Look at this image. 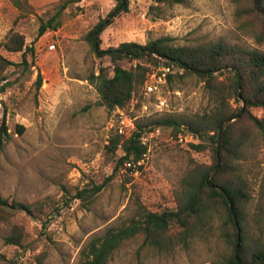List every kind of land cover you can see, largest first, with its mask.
Here are the masks:
<instances>
[{
	"label": "rangeland",
	"instance_id": "1",
	"mask_svg": "<svg viewBox=\"0 0 264 264\" xmlns=\"http://www.w3.org/2000/svg\"><path fill=\"white\" fill-rule=\"evenodd\" d=\"M57 1L26 0L24 5L22 0L20 8L14 0H0V55L17 63L7 69L8 85L0 93V123L5 121L9 133L0 150V196L42 202L45 212L62 205L46 226L43 219L26 213H7V221L0 220V264L14 260L17 264H82L81 249L91 238L128 222L142 209L175 208L185 179L195 169L213 164L211 148L194 149L191 144L200 139L184 127L159 126L144 134L147 152L133 171L124 166L114 170L121 151L111 153L106 145L119 124L118 109L100 105L90 81L91 74L109 66L110 60L94 55L86 33L116 1L81 0L65 11L56 30L39 35L40 22L54 13ZM128 1V11L100 34L101 48L125 41L145 44L167 36L174 46L222 41L264 52V17L255 10L253 0ZM11 32L20 34L25 45L33 48L34 65L31 54L25 64L21 52L3 49L2 42ZM134 63L118 61L126 68ZM219 77L227 81L226 74ZM157 96L145 93L141 85L119 110L136 126L138 121L168 117L181 121L209 114L216 105L205 82L176 70L161 87L160 96L167 104L162 110L155 105ZM229 105L235 108L242 102L231 99ZM250 111L262 121V128L247 117L231 120L235 135L245 133L248 140L234 162L236 171H225L223 178L232 180L237 174L246 182L251 195L246 226L253 237H259L261 228L264 236V108ZM16 125L25 127L21 134ZM91 181H107L91 204L86 207L73 200L63 205L67 195ZM11 224L23 231L22 246L5 242ZM179 230L173 227L170 233ZM227 252L222 218L214 214L186 244L159 250L142 246V236H136L124 241L107 264H214Z\"/></svg>",
	"mask_w": 264,
	"mask_h": 264
},
{
	"label": "trees",
	"instance_id": "2",
	"mask_svg": "<svg viewBox=\"0 0 264 264\" xmlns=\"http://www.w3.org/2000/svg\"><path fill=\"white\" fill-rule=\"evenodd\" d=\"M80 1L58 0L54 13L40 22L38 34L41 35L46 30H56L62 24L65 11ZM115 1L114 7L107 15L100 18L86 33V40L94 55L110 60L109 66H100L98 73L93 72L90 76V81L99 95V104L108 110L126 107L134 92L144 85L151 68L163 63L170 65L173 70L168 74V81L172 79L176 70L182 71V74L196 76L205 82L216 105L215 110L209 114L181 121L171 117L138 121L135 130L128 137L114 130L106 145L111 153L121 151L114 170L124 166L133 171L147 152V144L142 139L144 134L159 126L175 127L178 130L184 127L187 132L200 139L199 143L191 144L194 149L202 150L208 146L211 148L213 164L207 168L195 169L190 178L185 179L182 197L175 208L160 212L142 209L128 222L108 228L103 234L91 238L81 249L82 264H107L124 241L136 236H142V246L171 250L177 244H186L194 238L214 214L222 218V236L228 246L227 254L214 264H264L262 228L261 235L253 237L246 226L250 221L247 208L251 200L247 184L237 174L233 178L235 180L223 178L225 171L232 173L236 171L234 162L239 159L248 140L245 133L235 135L231 120L247 117L257 128H262V121L254 116L250 109L264 108V52L229 45L222 41L206 45L174 46L167 36L150 40L145 44L125 41L116 47L103 49L100 46V34L115 17L128 11V0ZM154 1L169 4L183 2V0ZM14 3L20 8L24 7L22 0H14ZM26 4L24 0V5ZM253 4L255 10L264 17V0H253ZM1 46L7 52H21L22 62L25 64L28 55L31 54V64L34 65L33 48L25 45L20 34L9 33ZM121 60L135 63L126 68L118 64ZM12 65L17 63L0 55V93L8 85L6 71ZM223 74H226L227 81L219 80V76ZM40 82L41 74L38 72V85ZM231 99L241 101L242 106L230 107ZM16 129L21 134L25 127L16 125ZM8 137V128L2 120L0 150ZM106 183L107 181L102 183L91 181L67 195L63 199V205L79 200L87 207ZM61 206L55 204L51 211L45 212L46 207L42 202L24 203L10 201L0 196V220L6 222L7 213L23 212L31 217L43 219V226H46L50 218L58 214ZM40 214L44 215V218ZM173 227L180 230L176 234H171ZM22 239L21 228L11 224V232L5 237V242L22 246ZM13 264H17L15 260Z\"/></svg>",
	"mask_w": 264,
	"mask_h": 264
},
{
	"label": "built area",
	"instance_id": "3",
	"mask_svg": "<svg viewBox=\"0 0 264 264\" xmlns=\"http://www.w3.org/2000/svg\"><path fill=\"white\" fill-rule=\"evenodd\" d=\"M172 71L173 70L170 65L162 63L158 65L157 67L151 68V70L146 75V79L143 85L144 91L145 93L158 94L157 99H156L157 101L155 104L157 107V110H162V108L167 105L165 98L160 96V92H161V87L164 84H166L168 80V74L171 73ZM117 109L119 113V119H118L119 124L117 123L115 130L119 134L125 137H128L135 130L134 123L131 118H127L126 120L125 119L126 117H124L123 113L119 110L120 108H117ZM125 120L127 121V123H125Z\"/></svg>",
	"mask_w": 264,
	"mask_h": 264
}]
</instances>
